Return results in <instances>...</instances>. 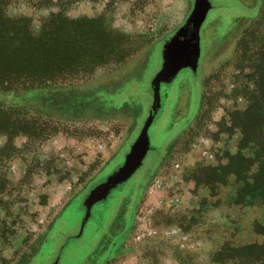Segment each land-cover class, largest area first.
Returning a JSON list of instances; mask_svg holds the SVG:
<instances>
[{"label": "rangeland", "instance_id": "1", "mask_svg": "<svg viewBox=\"0 0 264 264\" xmlns=\"http://www.w3.org/2000/svg\"><path fill=\"white\" fill-rule=\"evenodd\" d=\"M110 1L73 0L71 18L106 15L102 24L113 33L100 23L82 67L53 82L55 111L34 112L31 123L43 131L0 136V264H56L59 257L58 264H238L230 260L233 247L264 244V231L255 230L264 225V205H235L238 184L215 169L241 148L232 114L258 89L264 0H210L198 72L184 69L162 85L163 107L149 132L153 149L93 208L78 237L84 200L123 165L149 117L163 48L195 5ZM8 14L32 17L38 30L49 10L21 4ZM79 93L86 97L80 105ZM66 98L70 103H60ZM258 255L264 251L239 257L244 263Z\"/></svg>", "mask_w": 264, "mask_h": 264}, {"label": "trees", "instance_id": "2", "mask_svg": "<svg viewBox=\"0 0 264 264\" xmlns=\"http://www.w3.org/2000/svg\"><path fill=\"white\" fill-rule=\"evenodd\" d=\"M21 4H28L36 10H49V15L40 21L38 30H35L32 17L8 14L10 6ZM72 5L73 0H0V136L14 138L42 132L43 129L31 123L36 120L34 112L55 111L51 94L58 90L53 82L82 67L80 61L95 48V37L101 33L100 28L109 35L113 33L102 24L106 15L71 18L68 10ZM100 23L102 25L98 28ZM70 55H74L77 62H71ZM262 56L258 89L249 94L244 110L232 114L233 127L239 128L243 135L241 148L230 157L226 166L215 169L225 172L238 184L233 198L235 205L253 206L255 201L264 205V52ZM85 98L79 93L75 104H83ZM68 99L60 103L67 105L70 103ZM93 100L91 97L90 101ZM77 114L83 116L80 110ZM59 115L65 116L66 112L59 110ZM246 149L252 154L247 155ZM255 230L264 231V225ZM232 249L235 254L231 261L264 264V255L244 263L239 257L247 251H264V244L250 243Z\"/></svg>", "mask_w": 264, "mask_h": 264}, {"label": "water", "instance_id": "3", "mask_svg": "<svg viewBox=\"0 0 264 264\" xmlns=\"http://www.w3.org/2000/svg\"><path fill=\"white\" fill-rule=\"evenodd\" d=\"M213 8L214 5L210 0H195L194 10L187 22L166 42L162 53V68L151 83L154 99L149 117L126 155L123 165L94 187L84 200L86 213L78 237L83 235L85 227L92 217L93 208L98 203L107 201L114 190L127 183L144 165L145 159L153 149L149 132L163 107L162 85L173 83L184 69H190L193 73L198 72L202 54L201 30ZM190 26H193L194 29L192 35L182 40L180 37L186 34ZM59 260L60 257L56 264L59 263Z\"/></svg>", "mask_w": 264, "mask_h": 264}, {"label": "flooded vegetation", "instance_id": "4", "mask_svg": "<svg viewBox=\"0 0 264 264\" xmlns=\"http://www.w3.org/2000/svg\"><path fill=\"white\" fill-rule=\"evenodd\" d=\"M193 31H194L193 26H190L189 29L187 30L186 34H185L184 36L182 35L180 38H181L182 40L188 38L189 36L192 35ZM177 32H178V31H177ZM177 32H176V33H177ZM101 203H103V202H101ZM98 204H100V203H98ZM91 218H92V217H91ZM90 220H91V219H90ZM88 223H89V222H88Z\"/></svg>", "mask_w": 264, "mask_h": 264}]
</instances>
